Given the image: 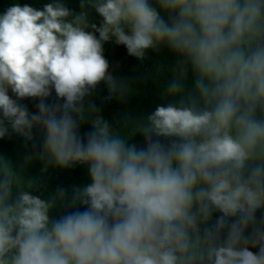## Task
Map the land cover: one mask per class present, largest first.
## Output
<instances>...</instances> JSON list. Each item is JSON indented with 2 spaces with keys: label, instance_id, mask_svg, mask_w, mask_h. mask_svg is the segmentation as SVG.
<instances>
[{
  "label": "clouds",
  "instance_id": "9594fccd",
  "mask_svg": "<svg viewBox=\"0 0 264 264\" xmlns=\"http://www.w3.org/2000/svg\"><path fill=\"white\" fill-rule=\"evenodd\" d=\"M80 9L54 0L0 15V138L31 141L39 127L42 171L87 165L91 181L67 205L85 210L50 219L66 190L32 195L35 178L0 157V264H264V0H81ZM108 41L140 60L161 46L175 53L162 94L175 103L123 131L85 106L101 82L107 99L127 90L108 71ZM53 90L62 104L46 102ZM90 116L85 141L78 129ZM137 132L145 147L128 144Z\"/></svg>",
  "mask_w": 264,
  "mask_h": 264
},
{
  "label": "trees",
  "instance_id": "16d2710c",
  "mask_svg": "<svg viewBox=\"0 0 264 264\" xmlns=\"http://www.w3.org/2000/svg\"><path fill=\"white\" fill-rule=\"evenodd\" d=\"M54 0H0V15L5 10L15 4L21 6L28 4L37 9H42L45 4L52 3ZM70 10L78 13L81 0H61ZM90 23H95L98 27L101 23L99 17L94 11L88 10ZM167 18V16H165ZM92 31L91 28L86 29ZM99 38V33H94ZM103 55L109 62V73L117 80L127 86L124 97L109 96L107 85L101 82L96 89L92 91L84 99L85 106L89 102L94 103L99 110V114L108 121L110 127L118 131H123L125 124L129 127L134 123L144 122L149 114H151L158 105H167L175 103V98L163 96V92L168 82L173 78L172 69L176 66L180 59L167 46H161L159 51L148 50L143 60L137 59L127 53L123 45H117L114 41H108L103 44ZM195 77L189 68L186 86L188 90L194 87ZM9 95L15 99V95L9 91ZM48 103H63V100H57L54 90L50 97L47 98ZM21 104L27 106L30 113H37V103L35 98H25L20 101ZM94 117H88L79 125V135L86 141V134L92 131L91 120ZM10 130V129H9ZM11 131V130H10ZM33 140H26L15 133L0 138V157L7 158L15 168L22 169V175L25 178H35L36 183L30 190L32 195L39 196L41 199H48L54 195L58 187H62L67 192L66 201L61 204L57 202V207L50 210V219H58L67 212L75 211L77 208L81 211L87 206L77 204L75 207H68L74 187H83L88 185L90 176L88 166L77 164L68 168H60L50 165L46 171H42L45 161L39 158L42 151L44 140L43 130L34 127L32 130ZM156 138V137H154ZM162 143L169 144L172 140L178 138H159ZM128 144H135L138 148L145 147V138L141 133H136L129 140ZM33 154V158L25 164V156ZM15 194V193H14ZM257 218L264 215V210L256 213ZM219 216V213L213 214V222ZM250 250L257 252L258 248L250 247Z\"/></svg>",
  "mask_w": 264,
  "mask_h": 264
}]
</instances>
